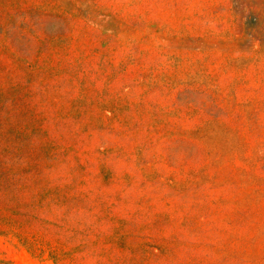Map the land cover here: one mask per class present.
I'll list each match as a JSON object with an SVG mask.
<instances>
[{"label": "rangeland", "instance_id": "1", "mask_svg": "<svg viewBox=\"0 0 264 264\" xmlns=\"http://www.w3.org/2000/svg\"><path fill=\"white\" fill-rule=\"evenodd\" d=\"M0 264H264V0H0Z\"/></svg>", "mask_w": 264, "mask_h": 264}]
</instances>
